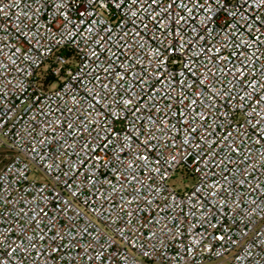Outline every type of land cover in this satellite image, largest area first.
<instances>
[{"label":"built area","instance_id":"1","mask_svg":"<svg viewBox=\"0 0 264 264\" xmlns=\"http://www.w3.org/2000/svg\"><path fill=\"white\" fill-rule=\"evenodd\" d=\"M0 264H264V0H0Z\"/></svg>","mask_w":264,"mask_h":264},{"label":"rangeland","instance_id":"2","mask_svg":"<svg viewBox=\"0 0 264 264\" xmlns=\"http://www.w3.org/2000/svg\"><path fill=\"white\" fill-rule=\"evenodd\" d=\"M168 184L173 188L183 191L184 188L190 187L193 184V179L186 173L181 174L180 172H176L168 181Z\"/></svg>","mask_w":264,"mask_h":264}]
</instances>
